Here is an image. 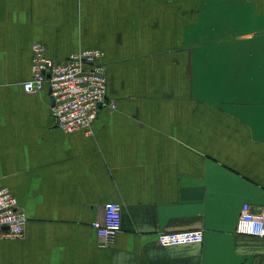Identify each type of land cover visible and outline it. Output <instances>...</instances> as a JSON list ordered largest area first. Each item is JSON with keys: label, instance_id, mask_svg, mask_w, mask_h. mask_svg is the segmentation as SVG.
I'll use <instances>...</instances> for the list:
<instances>
[{"label": "crops", "instance_id": "crops-1", "mask_svg": "<svg viewBox=\"0 0 264 264\" xmlns=\"http://www.w3.org/2000/svg\"><path fill=\"white\" fill-rule=\"evenodd\" d=\"M37 41L58 61L103 51L91 131L58 126L48 85L25 90ZM4 186L27 223L0 264H264V236L236 231L264 206V0H0ZM107 202L112 243L92 224ZM188 229L204 240L158 241Z\"/></svg>", "mask_w": 264, "mask_h": 264}, {"label": "built area", "instance_id": "built-area-1", "mask_svg": "<svg viewBox=\"0 0 264 264\" xmlns=\"http://www.w3.org/2000/svg\"><path fill=\"white\" fill-rule=\"evenodd\" d=\"M102 55L99 48H86L58 61L48 56L46 46L37 41L33 45V73L24 81V88L35 91L48 85L58 126L67 132L91 131L99 107L107 102V69L100 59ZM110 104L116 107L114 102ZM26 223V213L17 197L8 187H0V238L23 236ZM92 224L104 243H112L123 225L121 205L107 202ZM236 231L264 236V206L254 210L249 202L244 203ZM204 237L202 229L162 231L158 241L179 245L202 242Z\"/></svg>", "mask_w": 264, "mask_h": 264}]
</instances>
